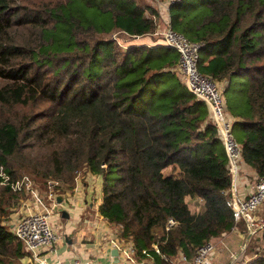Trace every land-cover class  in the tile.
I'll list each match as a JSON object with an SVG mask.
<instances>
[{"label":"trees","instance_id":"obj_1","mask_svg":"<svg viewBox=\"0 0 264 264\" xmlns=\"http://www.w3.org/2000/svg\"><path fill=\"white\" fill-rule=\"evenodd\" d=\"M169 14L201 44L200 72L226 82L242 159L263 176L264 0H179ZM157 16L148 0H0V170L10 181L52 178L63 192L81 174L98 178V213L120 239L173 264L231 231V176L207 105L175 71L177 52L125 43L154 37ZM20 196L0 185V220ZM14 238L0 224V256L24 253Z\"/></svg>","mask_w":264,"mask_h":264},{"label":"built area","instance_id":"obj_2","mask_svg":"<svg viewBox=\"0 0 264 264\" xmlns=\"http://www.w3.org/2000/svg\"><path fill=\"white\" fill-rule=\"evenodd\" d=\"M154 1L161 16V22L157 24L154 34H159L163 44L172 47L177 52L178 61L175 67L177 75L195 98L207 105L208 119L215 126L217 136L222 142L231 176L228 204L232 209V230L239 223H244L246 230L252 235L264 227V175L258 176L254 185L248 183L247 185L251 187L244 195L237 192L239 179L246 176L242 175L244 161L241 146L233 134L235 119L226 109L223 94L224 85L221 86L220 82L198 69L201 44L189 40L171 27L169 6L179 0ZM2 184H7L13 191L30 195L36 204L43 206L40 211L23 214L11 225L13 235L30 253L32 260L37 264H65L60 259L48 262L42 254L43 251H54V244L60 238L57 226L52 221L54 216L61 217V211L58 208L60 203L57 201L56 195L52 191L47 192L46 198L49 203L46 205L45 196L38 194L29 176L23 175L20 179L10 181L9 177L0 170V185ZM53 184H58V182L53 181ZM176 224V220L170 217L166 221L165 229L169 230ZM111 242L126 260L136 262V250L130 242L116 239ZM154 248L158 252L156 246ZM215 249V241L211 238L200 245L191 258L179 253L176 260H173V264H210ZM142 253L147 254L145 250ZM72 264H90V262L76 259Z\"/></svg>","mask_w":264,"mask_h":264},{"label":"crops","instance_id":"obj_3","mask_svg":"<svg viewBox=\"0 0 264 264\" xmlns=\"http://www.w3.org/2000/svg\"><path fill=\"white\" fill-rule=\"evenodd\" d=\"M150 1L158 11L157 20L158 23H160L161 16L157 8L158 6L155 1ZM138 41L140 42V40ZM140 43H147L149 45L155 43L163 44L161 39L152 41L151 43L143 40ZM220 83L224 86L226 85V82L220 81ZM242 175L246 177L239 179L237 192L244 195L251 187L247 184L252 183V185H254L258 175L244 162L242 163ZM89 183L90 181H87V184L84 182L80 184L79 181H76L72 189L64 191L65 193L62 191L63 197L58 208L61 212L65 210L68 213V217H62V213L59 218H57V216L53 217L52 221L57 226L60 238L54 244V251H43V256L48 262H52L53 259H60L65 264H72L76 259L88 260L90 264H152L153 259L149 254L140 257L136 255L135 263L126 260L119 251L117 256L111 254L113 249H117L113 247L111 241L114 239L118 241L122 240L119 235H116L115 226L109 224L108 221L98 213L97 208L100 200L96 201L93 197L95 193L88 190ZM26 196L28 197L25 198V200L20 199L22 204L18 201V204L10 207L9 213L0 220V224L6 225L10 233H12L11 225L16 221L17 218L15 216H17V214L21 213L23 215L43 209V206L36 204L30 195L26 194ZM90 197L92 198L90 199ZM197 199L199 204L197 206L195 205L193 210L190 203H192V200ZM188 200H190V202ZM185 202L189 210L193 213H197L202 209V200L198 197L186 196ZM9 215H12V220L6 219ZM63 218L65 220L62 223L61 220ZM244 230H246L244 225H242L241 228L237 226L235 229H231L230 232L212 238L215 241L216 249L210 264H244L252 259V257H250L241 261L243 255L238 254L240 250L235 251L239 247L240 241H242L245 236L243 234ZM257 232L258 237L260 232ZM15 238L14 243L16 242ZM258 238H260V236ZM16 240L18 241L17 238ZM18 246L20 247V252L24 253L19 255V253L14 250L15 248H13L10 256H0V264H37L32 260L30 253L24 249L20 242ZM225 251L228 252V255Z\"/></svg>","mask_w":264,"mask_h":264},{"label":"rangeland","instance_id":"obj_4","mask_svg":"<svg viewBox=\"0 0 264 264\" xmlns=\"http://www.w3.org/2000/svg\"><path fill=\"white\" fill-rule=\"evenodd\" d=\"M148 1L151 3L150 0H148ZM188 1L192 2V1H196V0H188ZM153 35H154V37H149V38L148 37H140V38L136 37L135 39H131V40H129L128 38H126L125 43H127V44L128 43H134V42L140 43L143 40L144 41H147L148 43H151L153 40H155V41L160 40V37L161 36L159 34H153ZM138 40H140V42ZM119 41L122 42L123 39L120 38ZM198 69H199V63H198ZM175 71H176V69H175ZM176 73H177V71H176ZM0 84H1V82H0ZM220 85L222 86V84H220ZM225 98H226V96H225ZM6 115H7V113L3 109H0V120L2 118H4ZM24 174L27 175V176H29L31 178L33 187L36 189V191L38 192V194L39 195H42V196H45L44 201H45L46 205L49 203L48 199L46 198V194L49 191H52L53 194L56 195V199H57V196L58 195H61L63 197L62 189L60 187H58L57 184H53L54 179H52V178L36 177L33 174H30L28 172H26ZM84 178L88 182L90 181V183L88 184V190L89 191H93L95 193V195L93 196L94 199L96 201L97 200H100V188H99V185H98L99 184V181H98L99 179L98 178H94L95 179L94 180L92 178V176L91 177H88V175H85V177H83V175L81 174V175L78 176V181L80 182V184H82ZM27 197L28 196H26V194L23 193V196H20L19 197V203L22 204V202H20V199L21 200H25V198H27ZM91 198L92 197H90V199ZM188 201L190 202V200H188ZM198 204H199L198 199L197 200H192V203H190V206L194 210V208H195L194 206L195 205L197 206ZM34 212H36V211H34ZM21 215L22 214L19 213L15 217L18 218ZM6 219L12 220V215H9ZM64 220L65 219L63 218L61 220V222L63 223ZM242 225H244V223H242V224L239 223L237 226H239V228H241ZM114 229H115L116 235H118L119 234V228L115 227ZM243 234L245 236H244L243 240L240 241L239 247L235 250V251H239L240 250L238 254L243 255L241 261H244L245 259H248L250 257H252V259H253L254 257H256L257 254L264 255V244H263L262 240H260V238H258L259 236L257 237L258 232L253 233L252 235H250L249 232H248V230H244ZM226 253L228 255V252H226ZM173 260L175 261L176 259L174 258ZM228 260H229V257H228Z\"/></svg>","mask_w":264,"mask_h":264},{"label":"water","instance_id":"obj_5","mask_svg":"<svg viewBox=\"0 0 264 264\" xmlns=\"http://www.w3.org/2000/svg\"><path fill=\"white\" fill-rule=\"evenodd\" d=\"M57 201H58L59 203L62 201V196H61V195H58V196H57ZM61 213H62V217H65V218L68 217V213H67L65 210H63ZM111 254H112L113 256H117V255H118V250H117V249H113L112 252H111Z\"/></svg>","mask_w":264,"mask_h":264}]
</instances>
